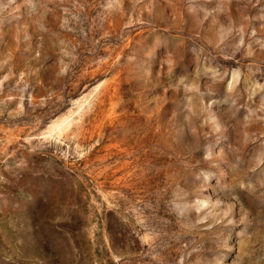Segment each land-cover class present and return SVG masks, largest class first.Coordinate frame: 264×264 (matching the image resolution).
<instances>
[{
  "label": "rangeland",
  "instance_id": "rangeland-1",
  "mask_svg": "<svg viewBox=\"0 0 264 264\" xmlns=\"http://www.w3.org/2000/svg\"><path fill=\"white\" fill-rule=\"evenodd\" d=\"M0 264H264V0H0Z\"/></svg>",
  "mask_w": 264,
  "mask_h": 264
}]
</instances>
